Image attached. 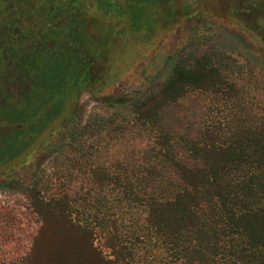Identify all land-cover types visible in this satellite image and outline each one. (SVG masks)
I'll list each match as a JSON object with an SVG mask.
<instances>
[{
  "label": "trees",
  "instance_id": "obj_1",
  "mask_svg": "<svg viewBox=\"0 0 264 264\" xmlns=\"http://www.w3.org/2000/svg\"><path fill=\"white\" fill-rule=\"evenodd\" d=\"M168 2L91 0L90 29L80 0H0V170L55 123L47 149L66 150L62 193L25 187L41 224L15 264H264V111L247 101L264 89L251 69L197 37L159 85L123 88L127 102L104 99L85 122L72 110L113 82L114 56L150 17L173 16ZM237 9L260 38L264 0Z\"/></svg>",
  "mask_w": 264,
  "mask_h": 264
},
{
  "label": "rangeland",
  "instance_id": "obj_2",
  "mask_svg": "<svg viewBox=\"0 0 264 264\" xmlns=\"http://www.w3.org/2000/svg\"><path fill=\"white\" fill-rule=\"evenodd\" d=\"M80 1L81 9L90 19L86 24L91 29V0ZM240 4L241 0H169L163 7L175 9L173 16L166 17L165 12L159 10L160 15L150 17L151 30L144 28L138 34V41L133 37L127 39L125 51L121 54L118 51L117 57L114 56L113 66L109 67L111 74L116 73L113 82L97 90L81 92L72 110L85 122L91 112L103 110L100 106L104 99L127 102L129 96L121 94L123 88L136 89L134 94L138 95L159 85L179 51L197 37L208 38L219 50L236 57L253 71L264 89V32L259 38L244 27L236 11ZM117 64L120 66L116 67ZM210 98H204L205 103H209ZM247 101L259 113L264 111V91ZM59 127L53 124L52 130L56 129L47 135L43 144L0 170V264H15L25 256L41 224L24 193L26 185L43 179L46 184L43 196L57 195L66 188L65 179L61 177V160L65 161L66 150L49 153L47 149Z\"/></svg>",
  "mask_w": 264,
  "mask_h": 264
}]
</instances>
